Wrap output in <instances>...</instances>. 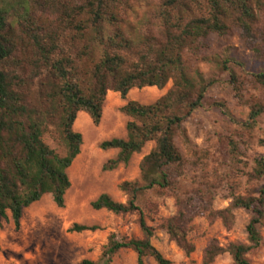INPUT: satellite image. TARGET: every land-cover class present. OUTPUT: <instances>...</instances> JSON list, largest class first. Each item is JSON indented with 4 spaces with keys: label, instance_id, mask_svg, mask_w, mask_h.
Here are the masks:
<instances>
[{
    "label": "trees",
    "instance_id": "obj_1",
    "mask_svg": "<svg viewBox=\"0 0 264 264\" xmlns=\"http://www.w3.org/2000/svg\"><path fill=\"white\" fill-rule=\"evenodd\" d=\"M145 9L144 18L133 27L130 16ZM237 35L254 61L262 63L253 76L254 86L264 97V0H0V228L10 213L16 231L23 211L51 196L58 209L65 206L71 187L68 170L81 153L82 135L74 131L80 113L98 127L107 94L125 101L132 90L172 89L153 105L129 102L122 113L127 139L103 142L101 150H117L105 171L126 165L148 143L155 148L140 164V177L123 182L119 191L127 203L101 195L92 210L115 216L134 215L141 238L111 235L102 254L104 264L121 251H132L137 264L151 259L155 264H172L152 244L156 229L147 223L146 212L157 207L146 202L149 193L175 199L176 215L160 226L169 240L186 256L195 248L189 240L197 217L210 223L221 220L226 229L234 224V212L251 214L246 227L247 243L231 244L226 250L213 242L205 252L204 264L229 254L234 264H250L249 253L257 249L264 222V157L256 156L250 172L241 170L240 152L229 145L231 168L254 185L244 195L230 194V205L213 211L211 199L199 196L182 200L178 180L184 175V158L176 140L188 145L185 123L203 108L215 81L199 72L189 74L187 56L200 57L211 36ZM214 59V60H212ZM214 61L230 73L237 91V78L230 66L241 68L236 56L225 51ZM264 116V103L254 104L249 114L252 127ZM53 147H52V146ZM96 226L75 224L69 231L95 233ZM0 238V253H1ZM80 264H96L82 261Z\"/></svg>",
    "mask_w": 264,
    "mask_h": 264
},
{
    "label": "rangeland",
    "instance_id": "obj_2",
    "mask_svg": "<svg viewBox=\"0 0 264 264\" xmlns=\"http://www.w3.org/2000/svg\"><path fill=\"white\" fill-rule=\"evenodd\" d=\"M137 1L131 0L132 3ZM144 16L145 9L140 7L137 15L130 16L129 21L136 27ZM205 45L206 50L200 57L187 56L185 59L191 76L199 72L215 83L206 94L203 108L184 125L188 145L176 140L185 162L184 175L178 180V196L182 200L194 199V205L198 207L199 196L205 195V201L211 199V204L206 203L207 207L221 211L229 207L233 191L236 195H244L254 187L246 178L233 172L230 143L237 145L241 170L245 173L250 172L256 156L264 157V116L259 118L255 127L249 122L251 107L264 103V97L253 84V76L261 70L262 63L252 59L237 35L223 39L211 36ZM225 51L230 52L231 57L236 56L243 64L241 68L230 66L237 78V91L231 85L230 73L223 72L214 61H201L202 57H218ZM172 86L173 83L169 82L162 91L156 88L135 89L125 101L121 100L119 94L108 93L98 127L85 113L77 117L79 124L77 126L76 121L74 131L82 135L83 145L80 155L68 170L71 187L66 193L64 208L58 209L51 196H44L25 211V236L20 230L21 223L16 231L11 217L3 220L0 228L3 236L0 264H80L85 260L104 264L102 254L111 235L141 238L136 216H115L105 210L96 212L92 210L91 203L104 194L115 202L127 203V197L118 187L123 182L139 179V164L155 148V144L148 143L140 154L131 157L128 164L109 171H105L104 167L116 159L119 151H103L100 146L113 139H127L126 125L132 120L121 111L127 103L153 105ZM111 97H114L112 101ZM145 201L157 207L156 215L146 212L148 225L156 229L152 244L172 264H204L205 252L213 242L224 250L231 244L247 243L246 227L250 213L236 210L234 224L229 230L221 220L210 223L207 217H197L189 235L195 251L186 256L160 229L164 221L176 215L175 199L149 193ZM75 224L96 226L100 230L95 233H71L69 230ZM259 231L262 242L247 256L250 264H264V222ZM145 263L155 264L151 259H145ZM111 264H137V256L132 251H121L112 258ZM213 264L234 263L225 253L217 257Z\"/></svg>",
    "mask_w": 264,
    "mask_h": 264
},
{
    "label": "crops",
    "instance_id": "obj_3",
    "mask_svg": "<svg viewBox=\"0 0 264 264\" xmlns=\"http://www.w3.org/2000/svg\"><path fill=\"white\" fill-rule=\"evenodd\" d=\"M114 99V97H111V101ZM81 114L82 113H80L79 115H78V118L81 116ZM78 124H79V119H77V126H78ZM31 208V207H30ZM30 208H28V209H26V210H29ZM26 210H24L23 211V215H22V219H21V233H23V235L25 236V211ZM10 217H11V215H10V213H7V219L6 220H9L10 219ZM2 225V224H1ZM0 237H1V247H2V243H3V236H2V234L0 233ZM17 239V237L15 236V240ZM14 245V248H17V245H16V243H13Z\"/></svg>",
    "mask_w": 264,
    "mask_h": 264
}]
</instances>
